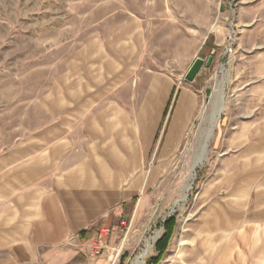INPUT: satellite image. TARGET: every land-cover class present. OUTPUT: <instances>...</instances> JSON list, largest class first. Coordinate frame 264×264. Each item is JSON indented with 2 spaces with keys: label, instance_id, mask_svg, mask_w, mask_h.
<instances>
[{
  "label": "crops",
  "instance_id": "obj_1",
  "mask_svg": "<svg viewBox=\"0 0 264 264\" xmlns=\"http://www.w3.org/2000/svg\"><path fill=\"white\" fill-rule=\"evenodd\" d=\"M54 4L0 0L1 62L18 66L17 60L6 58L31 47L23 30L28 35L44 29L51 35L65 34L59 27L65 24V14L55 18L54 13H38L43 5ZM225 5L222 17L227 21L231 9ZM27 20L29 28L20 26ZM131 22L121 18L112 28L103 23L67 62L64 58L48 63L47 91L31 94L42 95L36 104L46 118L32 123L26 129L29 135L12 140L9 136L7 143L5 114L1 115L0 264H50L58 256H68L61 254L67 246L75 247L71 257L80 260L78 264H111L108 251L92 252L98 242H105L92 229L114 232L121 213L117 210L155 185L183 145L199 108L203 70L194 81L153 71L145 81L133 82L134 36L141 34ZM234 29L235 85L228 88L216 148L222 178L234 186L235 195H248L253 180H264V0L245 12L239 9ZM208 37L200 50L206 48L213 61L221 51L222 63H227L225 40L219 44L214 35L206 43ZM133 100L135 107L130 105ZM15 130L22 133V124L8 129ZM212 212L217 213L207 223L208 235L197 232L195 242L201 249L192 264L223 262L231 228L243 211L221 204Z\"/></svg>",
  "mask_w": 264,
  "mask_h": 264
},
{
  "label": "rangeland",
  "instance_id": "obj_2",
  "mask_svg": "<svg viewBox=\"0 0 264 264\" xmlns=\"http://www.w3.org/2000/svg\"><path fill=\"white\" fill-rule=\"evenodd\" d=\"M225 1H228L226 5ZM255 1L257 3L259 0H53L55 4L50 5L53 9L43 5L38 13H54L55 18L65 14V24L59 25L60 32L62 30L65 34L51 35L44 29L33 30L28 35L30 32L23 30V34L30 37L31 47L27 45L24 47L27 51L6 58L17 60L18 66L0 61V117L5 114L3 122L6 123L8 143L9 136L11 140L15 135L27 136L31 132L26 129L31 128L32 123L39 124L46 118L45 112L42 113L36 104L37 98L42 95L31 94L47 91L48 63H56L64 58L67 62L79 46L100 32L103 23L112 28L119 25L121 18H127L132 21L135 31L141 34L139 38L134 36L135 55L131 72L135 83L145 81L153 71L186 79L185 75L196 58L209 57L206 48L200 50L207 34L210 37L216 35L219 44L225 40L222 46L229 48L226 59L230 60L227 63H222V53L219 51L215 57L219 61L214 60L209 67L204 65L201 69L203 75L197 92L198 111L175 159L165 165L164 176L119 213L116 229L114 232H111L112 229L103 232L106 238L101 241L105 242H98L94 254L108 251L111 264H123L121 259L125 254H128V258L124 264H134L137 256L144 254L141 264H148L157 255L155 246L164 233L165 221L175 217L177 226L174 236L159 264H192L195 262L194 255H198L201 249L195 242L197 232L208 235L207 223L215 219L213 213H217L212 212L213 209L221 204H229L243 212L231 228V243L221 264H264V195L260 194L264 192V180L252 181L251 194L235 195L234 186L228 185L222 178L221 153L216 148L228 88L235 85L233 60L236 64L238 55L234 50L238 35L233 31L239 9L245 12L247 7L254 6ZM224 5L231 9L227 21L222 17ZM21 25L29 28L30 21H21ZM49 26L52 25L49 23ZM33 29L41 27L34 26ZM34 41L36 45H33ZM63 41L65 50L61 47ZM49 69L51 74L52 69ZM221 86L223 109L209 140L205 160L198 165L193 178L192 160L209 131V117ZM126 97L122 95L121 98ZM135 104L133 100L130 105L135 107ZM19 124H22V133L8 131L12 125ZM92 234L99 237L100 228H93ZM71 247L67 246L61 252L69 253L68 256H58L50 264H78L80 260L71 257L76 249ZM86 251L89 254V246Z\"/></svg>",
  "mask_w": 264,
  "mask_h": 264
},
{
  "label": "bare ground",
  "instance_id": "obj_3",
  "mask_svg": "<svg viewBox=\"0 0 264 264\" xmlns=\"http://www.w3.org/2000/svg\"><path fill=\"white\" fill-rule=\"evenodd\" d=\"M223 82H225V81H223ZM222 86H223V83H222ZM222 86L219 87V91L215 95L216 96V100H215V104H214V109H213V112H212L211 116L209 117L210 118V120H209L210 121V126L208 128L209 131L207 132L206 136L204 137V140L202 142L200 151L194 155L193 160H192L193 178H194V174L196 172V169H197L198 165L200 163H202L203 160H205L206 153H207V148H208V145H209V140L211 139V137H212V135L214 133L215 125H216L218 116H219V114L221 113V111L223 109L222 108L223 107V88H222ZM180 200L183 201L184 199H180ZM143 255L137 256V258L135 259L134 264H141V262L143 260Z\"/></svg>",
  "mask_w": 264,
  "mask_h": 264
},
{
  "label": "trees",
  "instance_id": "obj_4",
  "mask_svg": "<svg viewBox=\"0 0 264 264\" xmlns=\"http://www.w3.org/2000/svg\"><path fill=\"white\" fill-rule=\"evenodd\" d=\"M210 36L208 37V39L206 40V43L210 40ZM118 212H123V209H119L117 210ZM177 226V220L175 217H170L168 218L165 223H164V233L162 234V236L160 237V239L158 240L155 249L157 251V255L155 257H152L150 259V261L148 262V264H159L161 262V260L163 259L165 253L168 251L170 244H171V240L174 236L175 233V229ZM83 234V232H82ZM81 238H85V233L83 235H81ZM128 258V254H125L122 257V263L124 264L126 259Z\"/></svg>",
  "mask_w": 264,
  "mask_h": 264
},
{
  "label": "water",
  "instance_id": "obj_5",
  "mask_svg": "<svg viewBox=\"0 0 264 264\" xmlns=\"http://www.w3.org/2000/svg\"><path fill=\"white\" fill-rule=\"evenodd\" d=\"M213 54L209 55L207 59H204L202 57H198L195 59V61L192 63L190 68L188 69L185 78L188 81H194L199 71L203 68V66L209 67L211 65V62L213 61ZM146 253V252H145Z\"/></svg>",
  "mask_w": 264,
  "mask_h": 264
},
{
  "label": "built area",
  "instance_id": "obj_6",
  "mask_svg": "<svg viewBox=\"0 0 264 264\" xmlns=\"http://www.w3.org/2000/svg\"><path fill=\"white\" fill-rule=\"evenodd\" d=\"M225 2L228 3V1H225ZM234 33H236L235 29H234V31H233V34H234ZM230 50L232 51V48H230ZM228 51H229V48H228ZM123 223H125V221H123ZM103 232H110V230H109L108 228H104V229L100 232V234H99V239H101V238H103L104 236H106ZM96 248H97V246H96V247H93V248L91 249L92 252L95 253ZM97 253H100V251H98Z\"/></svg>",
  "mask_w": 264,
  "mask_h": 264
}]
</instances>
